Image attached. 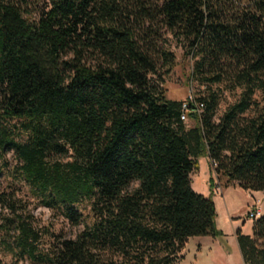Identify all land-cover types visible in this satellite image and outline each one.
<instances>
[{"label":"trees","instance_id":"trees-1","mask_svg":"<svg viewBox=\"0 0 264 264\" xmlns=\"http://www.w3.org/2000/svg\"><path fill=\"white\" fill-rule=\"evenodd\" d=\"M23 1L0 0V264H175L191 236L227 245L191 174L207 155L264 192V0H42L37 14ZM166 33L204 86L191 125L164 88ZM23 186L84 228L40 225ZM237 235L245 263L264 264V214Z\"/></svg>","mask_w":264,"mask_h":264},{"label":"crops","instance_id":"crops-1","mask_svg":"<svg viewBox=\"0 0 264 264\" xmlns=\"http://www.w3.org/2000/svg\"><path fill=\"white\" fill-rule=\"evenodd\" d=\"M201 158L211 164L209 157L205 155L198 158L199 165ZM206 178L203 190H195L212 195L217 211L216 225L223 231L227 245L219 237L212 235L191 236L187 241L184 257L175 264H246L237 232L240 229L243 234H252L254 218L248 219V208L253 206L259 210L257 217L264 214V192L245 190L237 181L228 182L227 178L221 180L213 168ZM211 178H214L212 183ZM218 185L220 190H217ZM243 217L245 218L242 219Z\"/></svg>","mask_w":264,"mask_h":264},{"label":"rangeland","instance_id":"rangeland-1","mask_svg":"<svg viewBox=\"0 0 264 264\" xmlns=\"http://www.w3.org/2000/svg\"><path fill=\"white\" fill-rule=\"evenodd\" d=\"M23 2L24 4H26L27 10L32 11L35 14H37L38 10H40L44 5L42 0H24ZM163 42L165 43V46H168L174 52L176 60L173 69L165 76L164 88L166 90L167 97L184 100L190 92H192L194 95L201 93L204 90V86L200 85L196 81L192 82L190 79H188L192 66V60L188 59L184 55V50L181 45L178 44L175 39H173L170 33H166L164 35ZM240 91L241 89L237 88L234 91L225 90L223 92L222 99L218 108V114H221L230 104L238 99ZM256 99L262 100L261 92H257ZM185 123L187 125H191L193 121L190 120V118H187ZM211 166L212 165L209 163V161H205V159L201 158L199 167L195 169L191 174L192 186L194 190H203V186L206 185L207 181L206 175H208L212 170ZM220 177L221 180H225L226 178L222 175ZM18 182L19 180H16L12 173L9 172L6 174V176L3 177L1 186H7V188L10 189V185L12 186L13 184H16L17 186V184H19ZM21 190L22 191L18 193L20 194V196L32 200L30 203V207L36 215V218L40 225L48 226L50 230H54L56 232L62 231L66 236L69 237H75L77 233L84 228L85 221L81 222L80 224H73L60 212L44 205H36L33 201V198L28 194L26 187L23 186V189ZM251 208H253V206H250L248 210ZM84 212L86 214L88 212V208L84 209ZM244 218L245 217H243L242 219ZM19 264L31 263L25 261L20 262Z\"/></svg>","mask_w":264,"mask_h":264},{"label":"built area","instance_id":"built-area-1","mask_svg":"<svg viewBox=\"0 0 264 264\" xmlns=\"http://www.w3.org/2000/svg\"><path fill=\"white\" fill-rule=\"evenodd\" d=\"M193 103L195 105V108L198 109L199 112H201L204 104L201 101H197L195 98V95L190 92L188 94V96L184 99L183 102V106H182V114H181V119L186 121L188 118L187 112L190 108V104ZM211 165L212 167H215L217 165L216 161H211ZM220 185H218L217 190H220ZM259 210L255 209L254 207L249 209V211L247 212V217L248 218H257V216L259 215Z\"/></svg>","mask_w":264,"mask_h":264}]
</instances>
